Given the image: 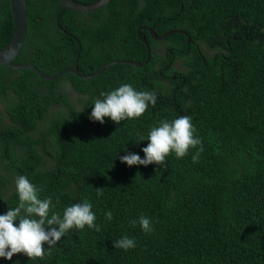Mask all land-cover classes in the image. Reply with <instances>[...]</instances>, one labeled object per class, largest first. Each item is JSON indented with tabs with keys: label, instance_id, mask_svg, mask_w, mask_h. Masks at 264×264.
Segmentation results:
<instances>
[{
	"label": "trees",
	"instance_id": "trees-1",
	"mask_svg": "<svg viewBox=\"0 0 264 264\" xmlns=\"http://www.w3.org/2000/svg\"><path fill=\"white\" fill-rule=\"evenodd\" d=\"M58 9V0H26L14 62L54 74L78 51L77 70L87 73L114 59L143 61L140 25L174 31L157 39L139 28L150 48L146 63L115 62L88 78L0 65V94L13 93L1 97L0 215L18 205L15 180L23 175L61 214L88 200L101 228L69 231L45 260L17 254L0 264H264V0H109L89 12ZM12 26L9 2L0 0V47ZM122 84L155 92L156 104L119 125L90 120L94 100ZM181 116L191 117L202 140L197 163L196 149L183 159L170 155L163 167L121 163L128 153L143 159L150 129ZM141 215L152 232L131 226ZM124 236L136 246L116 249Z\"/></svg>",
	"mask_w": 264,
	"mask_h": 264
},
{
	"label": "clouds",
	"instance_id": "clouds-1",
	"mask_svg": "<svg viewBox=\"0 0 264 264\" xmlns=\"http://www.w3.org/2000/svg\"><path fill=\"white\" fill-rule=\"evenodd\" d=\"M100 96L102 98L93 102L94 107L89 119L101 125L105 123V118H110L117 125L125 120L138 119L157 101L155 92L137 91L131 84H122L115 90L102 92ZM195 133L196 128L189 116H181L172 121L162 120L147 134L148 144L142 149L144 158L135 153H128L120 158L121 163L129 167H147L153 164L163 167L170 155L174 154L176 158L183 159L190 150L196 149L192 156V162L195 164L203 152L202 140ZM139 140L145 141V137L140 136ZM15 189L18 205L0 215V258L10 261L14 255L24 254L31 261H42L58 249L57 243L69 231H79L85 227L97 232L101 230L96 224L93 205L88 200L65 207L61 214L55 210L57 205L51 197L40 198L41 190L26 176L20 175L16 178ZM96 194L98 197L103 195L102 189H97ZM105 218L111 221L112 212L108 211ZM137 222L146 234L153 231L149 218L141 215L138 221L130 222L131 226H135ZM135 246V240L128 236L114 242L116 249L125 251Z\"/></svg>",
	"mask_w": 264,
	"mask_h": 264
},
{
	"label": "water",
	"instance_id": "water-1",
	"mask_svg": "<svg viewBox=\"0 0 264 264\" xmlns=\"http://www.w3.org/2000/svg\"><path fill=\"white\" fill-rule=\"evenodd\" d=\"M58 1L60 4L59 10L62 7H67V8L73 9V10H77V11H92V10L99 8L100 6H102L103 4L108 2L109 0H95L91 3H80L76 0H58ZM8 2H9L11 15H12L13 26H12V31H11V34H10L8 40L6 41V43L4 45H2L0 47V65L9 66L11 68H16V69L30 68L36 74H38L42 77H45V78H49V79L56 78L61 73L66 72V71H70V72L74 73L75 75H77L79 77H83V78L92 77V76L96 75L97 73H99L100 71H102L104 68L108 67L109 65H111L115 62H120V61H124V62L130 63L132 65H137V66L142 65L149 60L150 48H149V45H148V42H147L145 36H143L141 33H139V28H146L148 30V32L150 33V35L153 38H157V39L164 37V36H166L169 33L174 31V29H167L160 34H156L151 27H148L145 25L138 26L137 30H136L137 34H138L139 38L146 45V56H145V59L143 61H133V60H130L127 58L126 59H120V60L114 59V60H110V61H107V62L101 64L94 71L87 72V73H81L77 70V58H78V51H77L71 65L62 68L61 70L57 71L54 74H46V73L41 72L33 64L26 63V62H14L13 61V58L19 52V50L23 44L24 37H25V32H26V0H8ZM79 46H80L79 43H77L78 48H79Z\"/></svg>",
	"mask_w": 264,
	"mask_h": 264
},
{
	"label": "flooded vegetation",
	"instance_id": "flooded-vegetation-1",
	"mask_svg": "<svg viewBox=\"0 0 264 264\" xmlns=\"http://www.w3.org/2000/svg\"><path fill=\"white\" fill-rule=\"evenodd\" d=\"M2 92H3V94H0V106L3 104V101H4L1 97L7 98V99H10V98L13 97V93L11 92V89L10 88L8 89V91H2ZM1 110L3 112H5L3 107H2ZM5 116L6 117L2 121L3 122H9V119H8L7 115H5Z\"/></svg>",
	"mask_w": 264,
	"mask_h": 264
},
{
	"label": "rangeland",
	"instance_id": "rangeland-1",
	"mask_svg": "<svg viewBox=\"0 0 264 264\" xmlns=\"http://www.w3.org/2000/svg\"><path fill=\"white\" fill-rule=\"evenodd\" d=\"M74 98H75V96H76V93L75 92H73L72 90L69 92ZM2 107L4 108V105L2 104L1 106H0V109H2ZM57 107V105H52L51 106V110H53L54 108H56Z\"/></svg>",
	"mask_w": 264,
	"mask_h": 264
}]
</instances>
